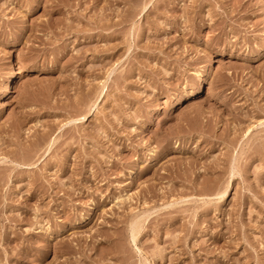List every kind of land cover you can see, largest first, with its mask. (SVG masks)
Instances as JSON below:
<instances>
[{
	"label": "rangeland",
	"instance_id": "1",
	"mask_svg": "<svg viewBox=\"0 0 264 264\" xmlns=\"http://www.w3.org/2000/svg\"><path fill=\"white\" fill-rule=\"evenodd\" d=\"M0 264H264V0H0Z\"/></svg>",
	"mask_w": 264,
	"mask_h": 264
}]
</instances>
